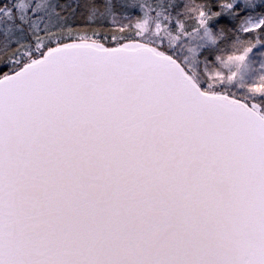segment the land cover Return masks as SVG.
I'll use <instances>...</instances> for the list:
<instances>
[{"label":"snow or ice","instance_id":"obj_1","mask_svg":"<svg viewBox=\"0 0 264 264\" xmlns=\"http://www.w3.org/2000/svg\"><path fill=\"white\" fill-rule=\"evenodd\" d=\"M0 264H264V0H0Z\"/></svg>","mask_w":264,"mask_h":264}]
</instances>
